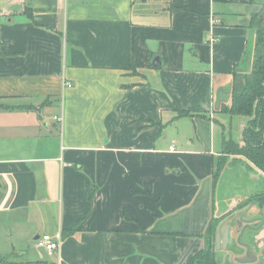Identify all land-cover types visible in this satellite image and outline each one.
Listing matches in <instances>:
<instances>
[{
    "label": "crops",
    "instance_id": "obj_1",
    "mask_svg": "<svg viewBox=\"0 0 264 264\" xmlns=\"http://www.w3.org/2000/svg\"><path fill=\"white\" fill-rule=\"evenodd\" d=\"M255 3L0 0V241L6 228L26 256L10 264H196L208 249L241 264L213 252L208 224L264 174L238 161L213 188L211 161L242 142L244 118L219 108L245 71ZM43 234L60 235L57 254L36 247Z\"/></svg>",
    "mask_w": 264,
    "mask_h": 264
},
{
    "label": "trees",
    "instance_id": "obj_2",
    "mask_svg": "<svg viewBox=\"0 0 264 264\" xmlns=\"http://www.w3.org/2000/svg\"><path fill=\"white\" fill-rule=\"evenodd\" d=\"M249 1L258 2L262 6L259 12L251 14L244 23V26L255 31L254 36L248 39L246 46V52L251 53L250 70L239 72L235 67L231 73L232 85L229 89V102L228 104L222 103L219 108L221 113L227 114L229 117L244 118L242 142L236 141L234 138L222 141L221 153L217 157H213L211 161L213 188H216L217 181L222 176L225 167L227 165L234 166L238 161L245 168V173L255 167L264 174V0ZM179 114L192 115L188 111H180ZM253 201L258 206L264 204V190L258 191L239 203L237 209L247 206ZM223 217L214 216L208 224V229L216 228ZM72 230L73 228H64L62 237ZM0 264H9V258L0 255ZM196 264H220V261H217L208 249L197 255Z\"/></svg>",
    "mask_w": 264,
    "mask_h": 264
},
{
    "label": "water",
    "instance_id": "obj_3",
    "mask_svg": "<svg viewBox=\"0 0 264 264\" xmlns=\"http://www.w3.org/2000/svg\"><path fill=\"white\" fill-rule=\"evenodd\" d=\"M260 4L252 5V10L250 14H254L259 12L261 9ZM152 63L154 66H160L159 59L153 58ZM246 68L245 71L250 70L251 66V53L246 52L242 62ZM223 211V210H222ZM223 213H228L226 216V222H220L215 228V231L212 235V241L214 243L213 252H220L221 249L226 252L222 253V256L228 257V260H234L238 263H253L258 260V256L264 254V240L261 237V233H256L262 226L263 220L260 217H255L250 220H245L243 218V213L241 216H236L235 222L231 224H235V228L238 231L236 238L232 236L231 229L232 225L230 224L229 218H231L234 213V209L226 208ZM219 215V213H217ZM244 223V224H242ZM221 244L219 245V242ZM238 246L245 248V254L232 257V250L237 251ZM257 248V249H256ZM223 258V259H224ZM264 264V261H261Z\"/></svg>",
    "mask_w": 264,
    "mask_h": 264
},
{
    "label": "rangeland",
    "instance_id": "obj_4",
    "mask_svg": "<svg viewBox=\"0 0 264 264\" xmlns=\"http://www.w3.org/2000/svg\"><path fill=\"white\" fill-rule=\"evenodd\" d=\"M255 4H257V3H255ZM229 9L230 10H228V11H237L238 12V11H243L242 9H244V7H242L241 4H239V5L231 4V5H229ZM222 116H224V113H222ZM224 117H225V119L230 120V118L228 116H224ZM225 123L227 124L226 121H225ZM231 126H232V124H231ZM229 128L231 129V127H229ZM231 167H233V165H231ZM242 170H244V168ZM230 173H232V172L230 171ZM228 176L230 177V174H228L227 172H225V175L223 176V179L221 181L222 183H224V184H222L223 187L228 182V180L227 181L225 180V179H228ZM237 179H238V183L244 185L245 180L243 179V172L242 171L239 173ZM261 189H263V188H261ZM228 191H229V189H226L225 190L226 193ZM234 192L235 193H241L238 188H237V191H234ZM253 202L252 203H249L247 206H244L243 208H241L238 211H234V213L232 214L231 218H229V220L232 223H234L236 216H241V214H242L241 210L245 209V207H250L252 205L251 208L252 207L253 208L252 209L250 208L249 211H248V213L249 214L252 213V214L255 215L254 217L257 216V217H260L263 220L261 228L259 230H257L256 233H261V237H263V240H264V204L258 206L257 203H255V202L253 203ZM256 213L257 214L259 213V214L257 215ZM251 216H253V215H251ZM1 231L3 232V239L0 241V255L1 256H5L7 254H10L13 251L14 254L13 255H10V256H14V257H10L9 258V264L15 262L16 258L22 257L24 259L26 256H24L25 255L24 253H23V255H21L22 251L18 250L19 249V246H12L11 242L9 243L10 236H9V233L7 232L6 228H4Z\"/></svg>",
    "mask_w": 264,
    "mask_h": 264
},
{
    "label": "built area",
    "instance_id": "obj_5",
    "mask_svg": "<svg viewBox=\"0 0 264 264\" xmlns=\"http://www.w3.org/2000/svg\"><path fill=\"white\" fill-rule=\"evenodd\" d=\"M65 85L70 86L68 83H65ZM53 118L61 121V117L54 116ZM169 149H173V146H170ZM60 241L61 237L59 234L55 238L48 234H43L36 238L35 245L37 248L43 249L48 256H51L59 252Z\"/></svg>",
    "mask_w": 264,
    "mask_h": 264
},
{
    "label": "flooded vegetation",
    "instance_id": "obj_6",
    "mask_svg": "<svg viewBox=\"0 0 264 264\" xmlns=\"http://www.w3.org/2000/svg\"><path fill=\"white\" fill-rule=\"evenodd\" d=\"M258 4V3H257ZM260 11V10H259Z\"/></svg>",
    "mask_w": 264,
    "mask_h": 264
}]
</instances>
